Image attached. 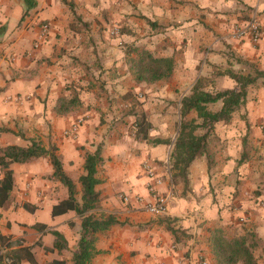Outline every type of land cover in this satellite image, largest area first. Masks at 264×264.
Returning <instances> with one entry per match:
<instances>
[{
  "label": "crops",
  "instance_id": "obj_1",
  "mask_svg": "<svg viewBox=\"0 0 264 264\" xmlns=\"http://www.w3.org/2000/svg\"><path fill=\"white\" fill-rule=\"evenodd\" d=\"M67 1L76 16L61 0H0V148H24L30 141L44 148L56 146L80 200L85 154L101 146L103 160L97 167L99 184L95 186L99 201L87 215L97 219L113 216L123 224L95 233V253L88 264H217L212 230L219 227L226 233L231 225L238 227L237 218L244 213L250 224H264V212L255 216L251 202L235 198L237 155L229 147L218 152L225 160L218 163L215 157L212 170L197 158L188 168L190 185L184 189L171 180L170 151L165 145L134 138V116L123 117L120 122L124 124L119 122L116 129L110 130L107 123L118 120L119 106H126L113 98L132 93L124 83L130 74V56L124 52L129 35L154 38V56L174 61L169 78L175 77L178 67L189 74L195 65H199V78L206 64L223 66L233 59L264 70V0ZM130 2L146 21L140 32L130 26ZM253 15L261 26L256 43L249 36L240 39L234 35V28L245 25ZM42 24L49 25L44 39L40 36ZM114 28L120 30L118 39L109 37ZM149 46L142 50L151 52ZM111 80L110 89L102 86L103 81ZM234 83L229 81L227 89L235 88ZM133 90L135 98L138 89ZM248 95L240 109L253 124V134L261 136L264 87H251ZM71 127L76 129L73 139L64 136ZM145 161L162 180L156 194L166 200L163 214L145 210L154 202L147 189ZM9 169L14 185L0 206V235L31 247L35 264H73L83 217L74 211L52 216L53 206L67 198V189L52 176L48 159L14 163ZM38 225L46 228L39 231L34 227ZM52 231L64 237V249L54 248ZM5 252L0 244V264H6L1 257ZM21 264L31 263L22 260Z\"/></svg>",
  "mask_w": 264,
  "mask_h": 264
},
{
  "label": "trees",
  "instance_id": "obj_2",
  "mask_svg": "<svg viewBox=\"0 0 264 264\" xmlns=\"http://www.w3.org/2000/svg\"><path fill=\"white\" fill-rule=\"evenodd\" d=\"M28 1L25 0L27 3ZM61 2L67 5L76 16L70 2L67 0H61ZM147 22L150 26H154L151 21L147 20ZM2 32L1 28L0 36ZM132 51L136 53V57L129 59V70L136 83L152 84L166 80L172 75L175 67L172 58L156 57L151 52L142 49H132ZM228 76L235 82V88L212 93L202 90L197 82L191 93L180 99L178 107L180 122L177 136L173 142L160 138L149 139L151 124L145 114L131 112L135 118L133 122L135 139L147 141L154 146L172 145L169 156L171 180L174 182L177 178L182 179L184 189L189 183L188 168L197 158L207 154L208 138L215 124L228 121L232 114L246 103L249 87L256 85L264 87V70L253 68L252 73L248 74L228 71ZM211 105H219V109L210 111L209 106ZM190 114H195V118L187 120ZM197 120H201V123L196 124ZM198 130H204V132L198 134ZM38 158L48 159L53 168L52 176L67 189V198L53 206L52 216L74 211L83 217L82 232L72 256V262L73 264H88L95 253V233L114 225L123 224L113 216L97 219L93 214L87 215L96 208L99 201V194L95 191V186L99 184V180L96 178L97 167L103 160L101 146H95L92 153L85 154L83 174L79 177L80 200L76 198L78 193L73 181L63 170L56 146L51 145L49 148H44L39 142L30 141V144L24 148L18 146L0 148V169L3 172V177L0 179V206L6 202L14 185L9 166ZM34 227L39 231L46 228L44 225ZM171 232L173 235H177L178 231L171 229ZM51 233L55 237L54 248L59 251L64 249L66 247L64 237L56 231ZM0 244L6 248V252L1 256L6 264H21L22 260H28L31 264H35L31 247L23 246L20 239L11 240L9 236L0 235ZM211 245L217 264H257L254 254L257 245L250 235L230 238L226 236L224 229L218 227L211 231ZM54 264H64V262L60 261Z\"/></svg>",
  "mask_w": 264,
  "mask_h": 264
},
{
  "label": "rangeland",
  "instance_id": "obj_3",
  "mask_svg": "<svg viewBox=\"0 0 264 264\" xmlns=\"http://www.w3.org/2000/svg\"><path fill=\"white\" fill-rule=\"evenodd\" d=\"M130 8L132 12L130 13V26L140 32L143 30V25L146 21L143 15L138 11L137 5L135 6V4L130 2ZM153 30L156 29L153 28ZM119 31L120 30L117 28H114L112 32H109V37H111V39H118L121 34ZM128 40L130 44L124 49V52H127L130 58L136 57V53L133 52L132 49H144L143 47L146 45H150V51L153 55L157 54V51H154L153 47L157 45V42H154V38L151 36L144 39L143 37L138 38V35L132 34L129 35ZM144 42H146V45H144ZM182 68L183 66L178 67L174 78H168L152 84L144 82L136 83L128 68L130 79L124 80V83L130 87L132 93L130 92L131 94L128 96L124 94L122 96L119 95L118 98H113L119 105L123 104L126 106H119V119L115 120L114 118L107 123L109 129H116L118 123L124 120L123 117H133L134 115L131 112L135 111L136 113H144L147 120L150 122L151 129L149 131V139L160 138L173 142L177 136L180 122L179 101L183 96L191 93L193 86L197 82L200 84L202 90L214 93L227 89L229 81L234 83L228 76V71L237 74L252 73L250 66L247 64H239L235 59L223 66L206 64L200 72L199 78L196 76L199 71V65H195V71L189 74L183 73ZM234 85L236 86L235 83ZM102 86H106L107 89H110L113 86V80L103 81ZM257 86L259 85L251 87ZM134 88L138 89V94H136L137 96L135 98L133 96ZM248 99L249 95L247 97V100ZM240 107L232 114L228 121L215 124L208 138L207 154L199 158L201 160L200 163L205 161L208 168L212 170L216 166L215 157H218V163L225 160L222 154L217 156L218 152L224 151L229 147V149L237 155V159L235 160L237 168L233 173L236 175L235 179H233V186L235 182L236 187L235 198H240V201L243 200V202H251L252 208H250V211L256 216L264 212V125L260 126L261 136L254 135L253 129L251 128L253 124H249L247 113L242 112ZM218 109L219 105L209 106L210 111H216ZM192 118H195V114H190L187 120ZM123 122L124 121L120 122V124H124ZM200 123L201 120L196 121V124ZM203 132L204 130L197 131L198 134H202ZM149 144L151 145V143ZM164 147L171 153L172 145H165ZM239 177L240 179H238ZM174 183L180 184L184 188L182 179L177 178ZM189 185L190 183H188L186 189ZM211 186L210 184L209 191L213 199L216 200V192H214ZM244 209L247 212L249 211L247 208H243V210ZM246 219V213H244L240 219L237 218V222H239L238 227H233V225H231L225 234L230 238L243 236L244 234L250 235L257 245L255 249L257 264H264V224H250Z\"/></svg>",
  "mask_w": 264,
  "mask_h": 264
},
{
  "label": "built area",
  "instance_id": "obj_4",
  "mask_svg": "<svg viewBox=\"0 0 264 264\" xmlns=\"http://www.w3.org/2000/svg\"><path fill=\"white\" fill-rule=\"evenodd\" d=\"M49 31V25L48 24H42L41 25V38L44 39L47 36V33ZM234 35L237 38H244L246 36H249L250 40L253 43H256L261 35V26L256 18V15H253L246 23L245 25H240L234 28ZM64 136L68 138H75L76 136V129L75 127H71L64 131ZM143 169L146 173V176L148 178L147 181V189L149 193L154 195V202L151 204H148L145 206V210L149 214H163L166 212V200L164 197L156 194V186L161 185L162 180L161 178L157 177L155 175V171L153 168V165L145 161L143 163ZM124 201H128V197L123 198ZM137 202H140V198H136Z\"/></svg>",
  "mask_w": 264,
  "mask_h": 264
}]
</instances>
